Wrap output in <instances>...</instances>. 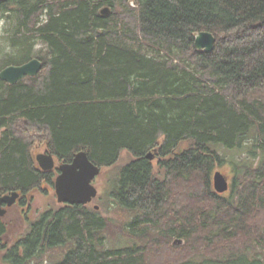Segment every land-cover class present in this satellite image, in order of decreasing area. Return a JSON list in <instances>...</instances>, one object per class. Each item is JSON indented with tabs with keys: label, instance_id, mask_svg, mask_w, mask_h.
<instances>
[{
	"label": "trees",
	"instance_id": "obj_1",
	"mask_svg": "<svg viewBox=\"0 0 264 264\" xmlns=\"http://www.w3.org/2000/svg\"><path fill=\"white\" fill-rule=\"evenodd\" d=\"M31 1L0 4L18 5L21 31L47 49L37 77L0 80V196L54 185L25 128L63 163L85 151L109 168L128 152L110 197L116 212L140 213L126 222L133 238L183 240L195 256L178 264H264V0ZM201 32L216 39L210 53L194 46ZM245 146L244 181L216 193L220 150ZM109 225L89 206L43 212L4 262L149 264L141 245L105 249ZM6 232L0 219V250Z\"/></svg>",
	"mask_w": 264,
	"mask_h": 264
},
{
	"label": "rangeland",
	"instance_id": "obj_2",
	"mask_svg": "<svg viewBox=\"0 0 264 264\" xmlns=\"http://www.w3.org/2000/svg\"><path fill=\"white\" fill-rule=\"evenodd\" d=\"M34 0L30 2L33 4ZM131 5L134 6V1H131ZM19 8L16 4H10L6 8L0 9V72L5 69L6 65L8 66H19L22 64H13L15 60H20V58L24 56L27 57V61L30 59H39L44 62V57L47 56L46 46L39 40L37 35H29L26 30L19 26L20 16L17 14V9ZM36 16L33 17V19ZM46 18L45 14H38V16L33 20H37L38 22L44 21ZM37 22V23H38ZM29 30H33L29 28ZM26 35H29L26 37ZM19 63V62H18ZM17 126V127H16ZM18 130L24 132L22 125L18 122L15 125ZM30 141L32 142V156L35 158L36 156L42 153L49 152L50 148L48 145V141L43 134H38L35 131H29L25 128ZM2 132L0 131V138L2 136ZM250 144V143H248ZM247 146H245L240 151H226L220 150V155L224 157L225 162L222 165H219L214 170L220 171L223 173L229 181L230 190L227 191L226 196H233V189L238 188L241 182L245 179V170L238 167L243 166L244 163L248 162L249 155L246 152ZM56 158V165L59 166L63 164L62 161ZM132 155L128 152L122 153L120 160L117 164L109 168H102L101 175L98 176L94 185L97 187L99 191L98 197L93 201V203L88 206L92 209L95 206H98V211L107 218L110 219V225L107 229L106 237H105V249H122L132 245L143 246L144 249L148 251L147 260L149 264H178L183 260L194 258L195 253H191V251H187L185 245H174V241L178 239H173L169 242H166L162 239H159V244L162 246L154 245L158 244L152 241H144L141 243V240L138 238H133L131 236L130 230L126 229V222H130L135 216H138L140 213H124V212H116V206L113 204L111 193L113 191V187L115 181L117 180L121 168L124 167L127 163L132 160ZM155 167L158 165V160L154 159ZM37 163V162H36ZM38 165V164H37ZM158 169V168H157ZM213 173V175H214ZM163 175V172L161 173ZM56 176L53 177V181L55 182ZM237 192V189L234 192ZM183 194V193H182ZM181 194V195H182ZM30 203V208L24 216H21L20 208H16L13 213L8 215L3 221L7 226V232L4 236H2L3 250H0V264H6L4 262V255L8 249H10L15 243L19 241L23 236L26 235L30 231L31 225L34 220H36L43 212H48L50 210H57L63 208L64 205H60L57 202L54 185L46 183L43 184L42 189L37 190L31 195H27ZM235 199L237 195L234 194ZM179 201L176 202V204ZM182 202V201H181ZM177 205L174 207H170V210H175ZM167 208H163L165 213L167 212ZM172 208V209H171ZM178 208V207H177ZM130 215V216H129ZM259 228L264 225V214L258 219L257 222ZM149 234V233H148ZM153 236H157L158 233L149 234V238ZM167 248V249H165ZM211 257L216 258L213 255H209ZM202 257L201 255L196 256L195 258ZM46 264H51L50 261ZM206 264H214V263H206Z\"/></svg>",
	"mask_w": 264,
	"mask_h": 264
},
{
	"label": "water",
	"instance_id": "obj_3",
	"mask_svg": "<svg viewBox=\"0 0 264 264\" xmlns=\"http://www.w3.org/2000/svg\"><path fill=\"white\" fill-rule=\"evenodd\" d=\"M12 0H0L6 3ZM111 12L109 7L101 10L102 15L107 16ZM215 37L210 32H201L195 37V48L198 51L210 53L214 50ZM43 62L39 59H32L29 62L19 66H8L0 72V80L15 85L26 77L35 78L43 69ZM156 150L151 151L147 155V159L153 161L155 159ZM36 162L40 170L44 172L59 170L54 182V189L57 202L60 205L70 206H87L98 197L99 191L94 185L95 179L101 175L102 168L94 164L87 152L82 151L76 153L70 163H63L56 166L55 156L51 152L42 153L36 156ZM213 187L216 193L224 194L230 189L228 178L216 171L213 175ZM20 198L18 192L5 194L0 196V219L7 214V208L12 207ZM98 210V206H95ZM183 240H176L174 245H183Z\"/></svg>",
	"mask_w": 264,
	"mask_h": 264
},
{
	"label": "flooded vegetation",
	"instance_id": "obj_4",
	"mask_svg": "<svg viewBox=\"0 0 264 264\" xmlns=\"http://www.w3.org/2000/svg\"><path fill=\"white\" fill-rule=\"evenodd\" d=\"M55 161H56V158H55ZM53 171L57 175L59 174V170L58 169H54ZM57 175H56V177H57ZM64 206L68 207L70 205H64ZM70 207H72V206H70ZM5 208L7 209V214L4 217V219L6 217H8V215L10 216V214L13 213V211H15L16 208H20V212H18V213H20L21 216H24L23 214H26L28 212L29 208H30V203H29V200H28V196L20 194V198L16 201V203L12 207H9V208L5 207ZM4 219H1V220H4Z\"/></svg>",
	"mask_w": 264,
	"mask_h": 264
},
{
	"label": "bare ground",
	"instance_id": "obj_5",
	"mask_svg": "<svg viewBox=\"0 0 264 264\" xmlns=\"http://www.w3.org/2000/svg\"><path fill=\"white\" fill-rule=\"evenodd\" d=\"M175 242V241H174Z\"/></svg>",
	"mask_w": 264,
	"mask_h": 264
}]
</instances>
